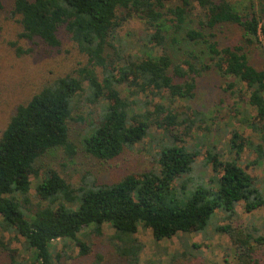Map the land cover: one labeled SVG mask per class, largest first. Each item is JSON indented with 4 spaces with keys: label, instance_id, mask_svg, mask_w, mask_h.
I'll return each mask as SVG.
<instances>
[{
    "label": "trees",
    "instance_id": "obj_1",
    "mask_svg": "<svg viewBox=\"0 0 264 264\" xmlns=\"http://www.w3.org/2000/svg\"><path fill=\"white\" fill-rule=\"evenodd\" d=\"M257 1L258 7L251 2L249 11L231 0L11 1L9 12L17 17L20 39H38L54 48L63 30L86 63L19 104L0 134V248L6 264H57L50 250L56 240H70L78 256L86 257L91 243L79 235L89 228L100 236L104 224L114 231L107 239L117 261L138 264L143 249L136 236L140 225L158 241L205 233L213 217L221 222L214 223L213 231L234 245L236 264L259 263L264 234L244 223L236 209L239 204L244 214L264 209V183L238 162L246 147L256 156L253 163L264 162V67L253 64L247 51L259 45L264 52V0ZM129 18L139 19L148 30L133 54L125 53L132 46L118 35ZM227 25L241 30V41L222 46L217 34ZM207 71L224 79V91L238 98L236 104L255 110L242 121L256 136L245 139L233 130L229 151L234 156L222 159L221 153L208 152L204 159L211 174L205 176L206 185L195 184L187 193L195 183L187 175L197 166L198 151L183 143L194 129H208L203 126L207 117L187 102L196 95L197 78ZM147 91L159 101L136 112V97ZM85 105L99 108L80 138L85 155L114 160L156 127L162 130V144L155 166L115 181H90L86 174L78 185L53 168L38 167L39 159L57 149L74 157L77 148L69 127L72 121H82ZM9 231L23 239L27 259L3 242V232ZM188 256L174 253L172 260H193L191 253Z\"/></svg>",
    "mask_w": 264,
    "mask_h": 264
},
{
    "label": "rangeland",
    "instance_id": "obj_2",
    "mask_svg": "<svg viewBox=\"0 0 264 264\" xmlns=\"http://www.w3.org/2000/svg\"><path fill=\"white\" fill-rule=\"evenodd\" d=\"M11 1L0 0V134L19 104L28 101L47 82L73 73L86 63L85 55L78 50L63 30L59 32L60 45L54 48L47 47L38 39H20L17 17H12L9 12ZM176 1L173 0V2ZM231 1L240 5L242 9L246 10L248 7V11L251 2L254 5L258 3L257 0ZM256 7L253 9L255 10ZM146 33L148 30L139 19H126L118 30L121 41L127 42L128 47L132 46L125 53L136 52L141 47V37H145ZM217 40L222 46L238 43L241 41V30L237 26H223L217 34ZM261 42L263 47L264 40L261 39ZM155 50L160 52V48ZM247 51L253 64L264 67V52L261 46H249ZM197 84L196 95L187 104L207 117L203 126H208V129L205 132L194 129L183 143L188 150L198 151L195 157L197 166L193 167L190 175H187L195 183L187 190V193L195 187V184L203 187L206 185L205 176L211 174L210 165L206 162L207 158L204 159L208 152L213 149L222 154V159L234 156L229 151V140L233 130L245 139L256 136L242 121L243 116L254 115L255 110L245 103L236 104L238 98L224 91L223 78L213 71H207L197 78ZM121 93L126 95L127 89L121 87ZM135 100L139 102L132 108L139 112L144 106L152 108V105L159 101V97L147 91L139 94ZM98 109L96 106L85 105L81 108L82 121L70 123V140L77 148L74 157L68 158L61 149H57L39 159L38 167L53 168L67 182L78 185L86 174L91 175L90 181H94L93 179L97 182L115 181L126 173L140 172L155 166V155L162 144V130L156 127H152L140 143L134 145L132 149L124 150L114 160L98 161L85 155L81 151L80 138L89 122L97 117ZM255 157L253 151L246 147L238 156V162L247 172L256 176L259 183L263 184L264 162L253 163ZM30 179L32 181L30 192L34 196L33 186L36 180L33 175ZM236 209L244 223L257 226L260 233L264 234V209L250 214L242 212L241 204ZM214 223L221 222H217V217H213L205 233L178 234L170 239L158 241L153 238L150 229L140 225L136 236L143 243V249L138 264H225V262L236 264L233 254L234 245L225 234L213 231ZM113 233V229L107 224L102 226L100 236L92 233L89 228L85 229L79 237L91 243V252L86 257L78 256V249L70 240H56L50 248L53 261L57 264L58 262L61 264H120L107 239ZM2 240L21 259L28 258L22 248L23 239L13 231L3 232ZM193 244L196 246H192ZM258 251L260 261L257 264H264V246ZM57 253L61 256L59 260L54 259ZM174 253L186 256L191 253L194 257L191 258L192 262L184 257L173 262L172 254ZM98 256H100L99 260H97ZM6 261L5 254L0 248V263L6 264Z\"/></svg>",
    "mask_w": 264,
    "mask_h": 264
}]
</instances>
